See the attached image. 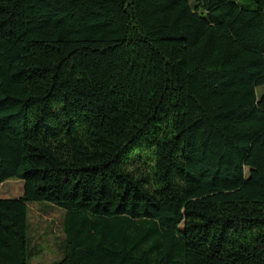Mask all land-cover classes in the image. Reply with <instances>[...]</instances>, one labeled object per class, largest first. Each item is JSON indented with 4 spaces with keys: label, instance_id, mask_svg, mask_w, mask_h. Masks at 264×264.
Instances as JSON below:
<instances>
[{
    "label": "trees",
    "instance_id": "16d2710c",
    "mask_svg": "<svg viewBox=\"0 0 264 264\" xmlns=\"http://www.w3.org/2000/svg\"><path fill=\"white\" fill-rule=\"evenodd\" d=\"M9 179L0 264H264V0H0Z\"/></svg>",
    "mask_w": 264,
    "mask_h": 264
},
{
    "label": "rangeland",
    "instance_id": "374dc122",
    "mask_svg": "<svg viewBox=\"0 0 264 264\" xmlns=\"http://www.w3.org/2000/svg\"><path fill=\"white\" fill-rule=\"evenodd\" d=\"M238 1L247 5L252 3V0ZM22 190V180H6L0 184V198L19 197ZM64 218L63 208L45 201L29 203L27 245L30 263L49 264L62 257Z\"/></svg>",
    "mask_w": 264,
    "mask_h": 264
},
{
    "label": "crops",
    "instance_id": "0c3cea01",
    "mask_svg": "<svg viewBox=\"0 0 264 264\" xmlns=\"http://www.w3.org/2000/svg\"><path fill=\"white\" fill-rule=\"evenodd\" d=\"M46 205H50V204H46Z\"/></svg>",
    "mask_w": 264,
    "mask_h": 264
}]
</instances>
